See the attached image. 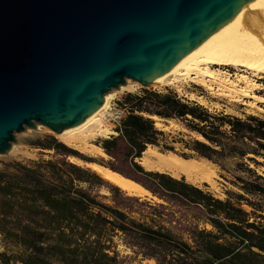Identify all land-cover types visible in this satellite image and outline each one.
Wrapping results in <instances>:
<instances>
[{
    "label": "trees",
    "instance_id": "trees-1",
    "mask_svg": "<svg viewBox=\"0 0 264 264\" xmlns=\"http://www.w3.org/2000/svg\"><path fill=\"white\" fill-rule=\"evenodd\" d=\"M122 102L129 110L116 133L97 140L111 160L97 161L147 194L112 184L110 202L101 201L91 188L103 178L66 158L82 155L52 134L35 139L34 146L56 156L0 167V264H118L109 253L114 236L156 264H264V174L243 161L264 154V118L210 111L169 86L127 91ZM151 116L197 133L201 138L183 141L197 155L219 166L235 159L241 173L229 180L238 191L220 198L183 174L139 164L148 145L173 150L170 132L154 126Z\"/></svg>",
    "mask_w": 264,
    "mask_h": 264
},
{
    "label": "water",
    "instance_id": "water-1",
    "mask_svg": "<svg viewBox=\"0 0 264 264\" xmlns=\"http://www.w3.org/2000/svg\"><path fill=\"white\" fill-rule=\"evenodd\" d=\"M247 1L0 0V152L24 125L76 124L126 77L146 84Z\"/></svg>",
    "mask_w": 264,
    "mask_h": 264
},
{
    "label": "bare ground",
    "instance_id": "bare-ground-1",
    "mask_svg": "<svg viewBox=\"0 0 264 264\" xmlns=\"http://www.w3.org/2000/svg\"><path fill=\"white\" fill-rule=\"evenodd\" d=\"M263 80L264 0H248L231 18L147 83L178 84L182 81H190L202 86L210 96L223 97L242 104L248 110L257 109L264 112ZM129 82L130 78L126 77L124 82L116 88L132 90ZM191 96L202 103V96L194 93H191ZM109 99L110 93L107 90L103 93L100 105L79 122L64 127L58 132L52 130L55 137L78 151L104 156L103 149L92 139L112 133V130L103 122L100 112L108 105ZM40 125L44 124L36 122L34 128H39ZM154 125L161 128L159 121H155ZM68 159L89 167L101 178L128 193L146 192L132 180L112 171L97 160L82 161L75 156H68ZM137 159L145 164V169L165 171L172 176L183 174L189 180L210 179L208 168L202 162L184 159L173 153L165 155L146 148Z\"/></svg>",
    "mask_w": 264,
    "mask_h": 264
},
{
    "label": "rangeland",
    "instance_id": "rangeland-1",
    "mask_svg": "<svg viewBox=\"0 0 264 264\" xmlns=\"http://www.w3.org/2000/svg\"><path fill=\"white\" fill-rule=\"evenodd\" d=\"M234 71L231 69V73ZM130 85H132V90H120L116 87L109 88L110 93V102H117L118 99H122V96L127 91H136L140 89L141 87L145 88H153V89H163L164 86H169L173 88L176 93L179 96H182L187 99H192L191 93H194L195 95L202 96V104L203 106L207 107L210 111H218L222 110L225 113H230L233 115H237L239 117H244L246 114H253L257 117L264 118V112L258 111L257 109L248 110L246 109L242 104L229 101L226 98L223 97H213L207 94L206 90L193 82L188 81H182L178 84H168V83H160V84H141L138 81H134L133 79H130ZM264 84V80H263ZM196 101V100H195ZM197 102V101H196ZM233 102V103H232ZM199 103V102H198ZM260 112V113H259ZM152 118V117H151ZM154 122L159 121L161 123V129L170 132V135L168 138L174 139V141L171 142L173 145V150H167V149H159L158 146L155 145H148L147 148L151 150H155L162 154H176L178 155L181 152L187 153L189 158L186 159H194L202 162L207 168L208 173L210 174L209 180H201L199 178L189 180L184 175V177L193 182L196 183L199 186H202L204 189L209 190L213 195L224 198L227 196L226 191H238V188L233 185L229 179L232 178L233 173H241L238 170V167L234 165V160L232 158H225L222 161L223 166H219L217 163L210 161L209 159L205 157H201L197 155L191 148H188L186 144H184L183 141H190L193 137L198 138V134L194 131L186 129L184 126H182L179 122H176L172 119L166 120V122H163L162 120H159L158 118H153ZM103 122L110 128L111 123L109 120H103ZM38 126V125H37ZM41 127H30L27 125H24L22 129L13 131V140H10V146L5 150L0 152V167L3 166L5 162L14 160V159H20V160H26L28 158H49L54 157L56 154L52 149H40L39 147L34 146L31 142L35 139H41L46 134H52L54 137V132L50 130L48 127L44 125H40ZM155 126V125H154ZM111 134H115L114 132L106 134V136H96L92 140L94 143L99 145L97 143V140L103 137H108ZM57 139V138H56ZM58 140V139H57ZM245 141L248 142L246 139ZM72 148V147H71ZM75 149V148H73ZM80 155H82V158H80L82 161H87L89 159L93 160H99V161H109L111 160L110 156L105 154L103 155H91L88 153H84L81 151H78L75 149ZM247 155H252L251 153H247ZM180 156V155H179ZM256 162H254L251 159L243 158V161L248 164L249 167L253 168L256 173L264 174V154L263 155H252ZM68 159V155L66 156ZM202 159V160H201ZM69 160V159H68ZM137 161L146 168L145 164L141 162V160L137 159ZM207 165H206V164ZM83 165V164H81ZM84 166V165H83ZM118 168H120L123 171H127V165L124 163H120L117 165ZM246 175V174H244ZM205 183V184H203ZM110 183L109 181L102 179V183L99 185H95L91 188V193L95 194L98 199L105 202H110V195L111 191L109 190ZM126 192V191H125ZM127 194H134L143 196L147 194L146 192L142 193H128ZM244 208H247L246 205L242 204ZM113 240L115 242V246L113 251H109V253H114L116 256V259L118 261V264H156L155 261L152 258H146L143 257L140 253H136L126 245H124L121 241L117 239L116 236L113 237Z\"/></svg>",
    "mask_w": 264,
    "mask_h": 264
},
{
    "label": "built area",
    "instance_id": "built-area-1",
    "mask_svg": "<svg viewBox=\"0 0 264 264\" xmlns=\"http://www.w3.org/2000/svg\"><path fill=\"white\" fill-rule=\"evenodd\" d=\"M129 110L128 105L125 102H122V99H118L117 102L108 101V105L101 109V115L103 120H109L111 123L110 129L112 132L116 133L115 128L119 125L120 120Z\"/></svg>",
    "mask_w": 264,
    "mask_h": 264
}]
</instances>
